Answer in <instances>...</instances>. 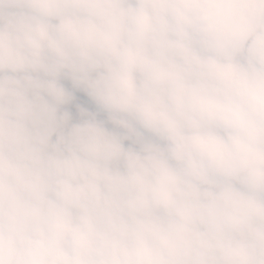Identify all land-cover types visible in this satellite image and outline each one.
I'll use <instances>...</instances> for the list:
<instances>
[{
    "label": "clouds",
    "instance_id": "obj_1",
    "mask_svg": "<svg viewBox=\"0 0 264 264\" xmlns=\"http://www.w3.org/2000/svg\"><path fill=\"white\" fill-rule=\"evenodd\" d=\"M0 264H264V0H0Z\"/></svg>",
    "mask_w": 264,
    "mask_h": 264
}]
</instances>
